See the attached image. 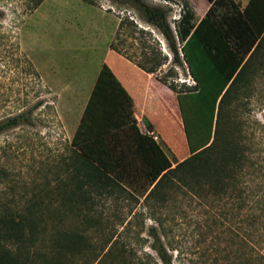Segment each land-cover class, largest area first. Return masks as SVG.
<instances>
[{
  "label": "rangeland",
  "instance_id": "obj_1",
  "mask_svg": "<svg viewBox=\"0 0 264 264\" xmlns=\"http://www.w3.org/2000/svg\"><path fill=\"white\" fill-rule=\"evenodd\" d=\"M145 1L167 10L181 63L161 30L147 21L143 7L133 0H42L38 6L37 0H0V122L19 113L26 117L0 132V217L10 214L18 220L27 214L35 231L43 204L52 201L51 210L61 217L56 218V227L84 234L82 243L88 247L73 256L77 264H95L115 238L135 247L143 258L147 252L155 256L151 226H157L166 245L171 242L175 247L170 250L175 264H211L221 257L220 251L233 248L228 230L210 226L217 218L215 206L176 192L165 206L153 207L144 202V188L139 186L143 178L136 187L116 189L112 195L104 190L89 209L83 205L68 215L58 211L56 198L61 193L56 186L71 176V138L111 49L138 66L156 68L152 75L162 85L156 93L163 92L170 114L176 115V109L181 118L176 97L181 91L186 115L196 118L200 131L208 132L210 112L204 95L196 94V81L178 37L184 11H192L198 21L208 1ZM191 69L200 85L217 87L211 68L195 60ZM228 101L224 116L233 129H237L235 122L240 124V144L251 131L256 139L264 137V54L255 74L244 78ZM157 123L160 131L155 134L172 161L189 156L183 125L180 129L170 115H158ZM137 125L144 134L145 127L154 130L146 120L137 119ZM120 132L121 146L133 155L132 130L126 127ZM134 161L141 164L139 157ZM154 215L165 220L160 224ZM47 227L51 230L52 222ZM39 244L37 240L35 245Z\"/></svg>",
  "mask_w": 264,
  "mask_h": 264
},
{
  "label": "trees",
  "instance_id": "obj_2",
  "mask_svg": "<svg viewBox=\"0 0 264 264\" xmlns=\"http://www.w3.org/2000/svg\"><path fill=\"white\" fill-rule=\"evenodd\" d=\"M133 1L143 7L147 21L161 30L181 63L167 10L145 0ZM209 1L205 15L198 21H194L192 11L185 10L178 28L181 49L196 81V94L204 95L202 99L210 112L208 132L200 131L196 118L186 115L185 97L178 91L190 155L172 161L161 141L140 132L131 95L103 62L71 138V176L56 186L61 193L56 198L58 211L68 215L76 207L84 205L89 209L96 202L95 196L136 187L143 178L145 182L140 181L139 186L144 188V202L153 207L165 206L179 192L217 208V218L211 220L210 226L216 225L221 232L228 230L233 248L231 252L220 251L221 257L211 264H264V137L256 139V133L251 131L244 137L245 143L240 144V124L235 122L237 129H233L224 116L233 89L250 73L255 74L261 63L264 0H248L244 6L236 0ZM41 2L37 0L35 6ZM195 60L211 68L218 81L216 88L200 85L191 69V61ZM139 66L150 73L156 71L154 67ZM25 120L24 113L11 116L0 122V132ZM126 127L133 132V155L119 142L120 131ZM135 157L141 159L139 166ZM51 208L52 201L43 204L36 232L30 229L27 214L18 220L10 214L0 217V264H77L73 256L88 247L82 243L84 234L57 228L55 220L61 217ZM154 219L160 224L165 220L155 215ZM48 222L53 224L51 230ZM149 234L155 256L147 252L143 258L135 247L115 238L103 248L95 264H175L170 252L175 249L172 243H164L157 226H151ZM37 240L39 246L35 245Z\"/></svg>",
  "mask_w": 264,
  "mask_h": 264
},
{
  "label": "crops",
  "instance_id": "obj_3",
  "mask_svg": "<svg viewBox=\"0 0 264 264\" xmlns=\"http://www.w3.org/2000/svg\"><path fill=\"white\" fill-rule=\"evenodd\" d=\"M207 1L208 3L206 8L201 13V16L198 20H200L205 15L210 5V1ZM236 1H240L241 5L244 6L248 0ZM104 62L110 66L118 79L121 81L122 85L131 95L134 103V115L138 121L142 120L144 122L146 120L148 121V124L154 128V131H160L159 124L157 123V116L162 115L167 117L170 115L171 120H174L178 127L182 129L183 122L178 111L175 109L176 115L174 113L170 114V110L165 102V95H163V92L156 93L158 89L161 91L162 85L155 80L152 73L143 70L130 59L112 49L107 52L106 61ZM95 80L91 85L86 103L94 86ZM157 141L160 140L157 139Z\"/></svg>",
  "mask_w": 264,
  "mask_h": 264
},
{
  "label": "built area",
  "instance_id": "obj_4",
  "mask_svg": "<svg viewBox=\"0 0 264 264\" xmlns=\"http://www.w3.org/2000/svg\"><path fill=\"white\" fill-rule=\"evenodd\" d=\"M144 129H145V132L147 134L151 135L152 137H154L157 140V135L155 134L154 130L151 131L150 129H148V127H145Z\"/></svg>",
  "mask_w": 264,
  "mask_h": 264
},
{
  "label": "bare ground",
  "instance_id": "obj_5",
  "mask_svg": "<svg viewBox=\"0 0 264 264\" xmlns=\"http://www.w3.org/2000/svg\"><path fill=\"white\" fill-rule=\"evenodd\" d=\"M157 139L160 140V137L157 135Z\"/></svg>",
  "mask_w": 264,
  "mask_h": 264
}]
</instances>
